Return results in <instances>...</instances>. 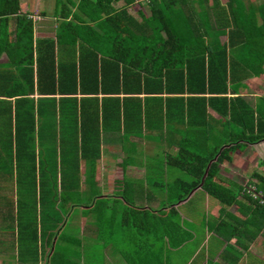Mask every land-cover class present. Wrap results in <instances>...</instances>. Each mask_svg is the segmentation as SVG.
<instances>
[{
    "label": "trees",
    "instance_id": "1",
    "mask_svg": "<svg viewBox=\"0 0 264 264\" xmlns=\"http://www.w3.org/2000/svg\"><path fill=\"white\" fill-rule=\"evenodd\" d=\"M20 2L0 0V54H7L9 64L34 63L38 89L70 94L71 115L69 139L64 137L68 143L57 145L63 155L59 176L35 175L29 162L34 150L27 143L14 151L16 173L6 170V158L0 159V187H16L17 201H22L20 195L32 199L37 188L42 203L38 216L35 209L25 220L17 218L20 245L32 247L35 258L39 242L43 264H83L88 255H81L78 227L70 225L80 213L94 220L96 237L127 264H157L162 253L191 238L192 229L181 222L176 204L191 199L196 187L221 203L215 227L219 238L255 233L264 239V206L259 202L264 174H251L255 180L247 184L253 190L219 175L221 164L231 161L234 152L264 140V95L251 103L242 93L247 79L264 71V0H55L56 43L50 38L35 44L33 20ZM134 3L139 5L135 14L129 11ZM62 44L69 49L63 77L61 67L66 65L57 52ZM28 80L17 83L32 87ZM131 90L157 103L160 118L164 113L168 121L184 124L177 151L166 162L186 171L188 179L177 177L163 187L162 205L137 204L134 189L99 191L95 96ZM77 92L87 95L77 97ZM23 98L17 97L16 104ZM136 106L135 120L141 121L143 113ZM143 112L148 119L150 108L144 106ZM11 154L5 156L12 165ZM80 159L87 167L83 174ZM82 181L86 187L80 186ZM3 193L0 199L12 203L13 194ZM231 205L237 213L228 211Z\"/></svg>",
    "mask_w": 264,
    "mask_h": 264
},
{
    "label": "crops",
    "instance_id": "2",
    "mask_svg": "<svg viewBox=\"0 0 264 264\" xmlns=\"http://www.w3.org/2000/svg\"><path fill=\"white\" fill-rule=\"evenodd\" d=\"M261 1L262 0H246V3L252 2L258 4ZM23 3V0H21V10L28 12V15L33 20V43L35 44V42L40 39L50 38H54L56 43L55 33L58 20L53 15L54 7L50 12L41 9L37 13L33 12L36 10L35 8L31 10L33 8L29 6L27 1ZM41 11H45V14L43 15ZM49 16L52 17L53 20L49 19ZM57 49V52H60L61 55V64L66 65V69L61 67V74L63 77L64 74L67 75L68 71L67 60L69 58V49L67 44L65 47L62 44L59 48L57 47ZM25 78L32 80H28L29 83L32 84V87L29 86L26 88L27 84L25 81H23L25 87H21L17 83ZM247 85L248 87L243 89L242 93L246 98H250L249 96H251L252 102L256 101L258 96L264 95V71L259 76L248 78ZM44 87L48 88L50 86ZM47 92V90L44 92L38 89L36 67L34 63L32 65H27V63L24 62L20 65L9 64L7 54L5 52L0 54V159H7L6 170L10 168V171L16 173L14 151H16L15 149L18 144L27 143L29 144V148L32 147L34 150V158L32 159L30 157L31 161L29 160V162H31L30 166H33L36 176L42 175L45 177H52L54 175L59 176L62 173L63 162L60 163V158L63 159V155L61 154L60 157L57 145L59 143H62V145L63 143H68L67 139L64 137L69 139L70 135V94L60 93L58 90H56L55 93ZM75 95L80 97L81 95L87 94L77 92ZM165 95L167 94L162 93L163 97H165ZM19 96L25 98L22 99L23 103L16 104L17 97ZM95 97H97L96 102L100 133V156L97 159L95 170V175L99 180V191L102 194H113V189L115 190L116 187H124L125 191L128 193L134 189L132 197L135 198L137 204H145L140 200V195L142 196L143 194L144 200L149 199L150 202L159 205L158 203L161 202L165 193V188H163L164 184L170 181L151 180L149 185L158 188V192H153L147 189V181L145 180L147 178L144 177H147L153 169L158 167L155 164V158L163 159L164 164L161 163L163 171L164 169H168V165L170 164L166 162L167 156L175 154L177 151V143L180 140V133L184 128V124L168 121L164 118V113L162 114V118H160L159 112L161 108H159V105L154 103L153 100L145 99V94L143 92L135 93L132 92V90L128 93L102 94L99 92ZM103 102H105L104 108ZM137 104H139L138 107L141 108L143 113V119L141 118V121L135 120L137 117ZM165 105L166 102L163 100V109ZM144 106L150 108V117L148 119L144 118ZM208 112L214 117L218 116L211 108H208ZM94 113L95 110L90 116H93ZM251 147H253V150H257L258 157H253L254 153ZM10 151L12 152V165L9 163V157L5 156V154ZM250 152H252L253 155ZM244 154H246L247 159L250 156L252 157V163L254 165L261 161L264 158V140L249 144L243 150L234 152L232 158L234 155H239L235 157L234 163H229V168L226 171L222 168L224 166L222 164L226 163L224 162L221 164L219 170L224 171L227 175L230 170L235 171L234 173L237 175H245V173H242L245 168H240L242 164H240L239 161L243 158L242 156ZM247 159L243 158L244 161ZM254 159L256 160L254 161ZM170 166L177 168L173 165ZM235 166H239V168H235ZM259 166L261 170L262 164H259ZM86 168L84 159H80L78 164L79 173L83 174ZM177 169L181 170L180 168ZM260 170H252V173L258 172L264 174L263 171L261 172ZM0 171L3 172L1 164ZM181 171L185 172L188 176L186 171ZM177 177L180 176H176L173 179ZM122 179H124V183H117V181ZM253 180H255L254 177L252 178V181ZM128 181H130V183H128ZM80 186L86 187L83 181L80 183ZM0 191L4 193H8L9 191L10 194H13L12 203L7 201L6 198L0 199V247H2V240H17V218L25 220L31 213H34L35 209L36 216H38L42 203L38 200L37 188L34 191V196L32 195V199L23 198L20 195L19 197L22 198V201H17L16 199L19 195L16 191V187H0ZM202 197L207 200L208 194L204 192ZM46 206H48V204H46ZM214 207L212 213L210 212L211 216H203L198 218V222L195 221V223H202V225L199 228H193L191 231L192 236L187 242L190 243L194 240L199 241L196 242L195 248H192L187 258L178 264H250V262H247L248 256L252 260H258L259 262L261 261L260 264H264V239L261 234L255 235V233H247L246 236H242L241 234L239 236L234 235L229 237L228 240H225L223 237L219 238L215 232V227L217 226L216 223L220 221V218L217 217L221 205L215 204ZM228 209L229 211L237 213L235 205L229 206ZM47 213L48 212H46V214ZM191 216L192 215H190V217ZM222 218L228 220L224 214ZM181 220L183 221L184 218L181 217ZM72 222L80 224L75 226V228L78 227V234L82 242L79 249L83 257L85 253L88 255L86 259H82L84 261L83 264H94L93 259L95 254L86 250L94 248V245L99 243H102L100 250H108V258L112 257L115 259V264H127L111 246H103L102 240L96 237V223L94 220L91 223V218L77 213L74 215ZM190 222L191 221L186 220L185 223L189 224ZM81 224H83V226L89 224V230L91 229L90 232H86L85 230L82 231L84 228L81 229ZM210 235L216 237V249H214L213 244H208L207 239ZM85 239H90L89 242H85L88 247L83 243ZM10 245V250L6 248L0 249V264H4L3 258L12 259L11 255L14 254V244L11 243ZM233 246L237 247L239 255L234 254L231 256L228 254V250ZM18 248L23 249L24 247L18 243ZM31 248L32 247L28 246L27 248L25 246V250L24 252L22 251V254L27 255L25 252L27 253ZM210 248L218 254V257L216 256L215 259L209 257L210 253H212ZM171 252L172 249L169 250L168 253H162V255L156 259L157 264H176L172 262L170 258ZM174 252L176 255V250ZM42 254L43 252L39 249V254L34 259L32 258V262L30 261V256L28 259L23 257L22 264H43V261L41 263V260H43ZM108 258H105L102 264H112ZM17 263L21 264L20 261L12 262V264Z\"/></svg>",
    "mask_w": 264,
    "mask_h": 264
},
{
    "label": "rangeland",
    "instance_id": "3",
    "mask_svg": "<svg viewBox=\"0 0 264 264\" xmlns=\"http://www.w3.org/2000/svg\"><path fill=\"white\" fill-rule=\"evenodd\" d=\"M25 1H27L29 6L33 8L31 10H34V8H35L36 10H34L33 12H37V13L41 9L45 10L46 12H48V11L50 12L51 9H53V7L55 5V0H23L24 3H25ZM64 1H66V0H64ZM138 6L139 5L137 3H134L133 5H131L132 8H130L129 11L135 14V10L138 9ZM143 10L145 12H147V7L144 6ZM49 19L53 20L52 17H50V16H49ZM249 97L250 98L247 97V99L250 102H252L251 96H249ZM252 148L253 147H251V150L254 153L253 157H255V158L258 157L257 156L258 155L257 154L258 153L257 150L256 149L253 150ZM252 152H250V153L253 155ZM237 156H239V155H237ZM237 156L234 155V157L232 158L233 161L231 160V162H226V163L222 164V165H224L222 167L223 170L227 171V169L229 168V163L233 164L234 161H235V157H237ZM242 157L247 159L246 154H244ZM243 158L241 160H239V161H240V164H242L240 168L241 169L245 168V169H243V172H242V173H245V175H243V176L237 175V174L234 173L235 171H231V170H230V172H228V175L225 174L224 171L219 170V175L223 179L228 180V181H230L232 183L233 182H237V183H239V184H241L243 186L247 185V187H252L253 184L252 183L247 184V180L248 179L252 180L250 178V174L252 173V170H257V171L260 170V166H259L260 161L257 162L254 165L252 163V157L251 156L246 161H244ZM255 160L256 159H254V161ZM154 161H155V164L158 167L153 169V171H151L147 175V177H144V178H147V179H145L147 181L146 187H147V189L149 191L158 192V188L157 187H152L151 185H149V182L151 180H157V181L169 180L170 182L164 184V187H167L168 184L171 183L174 180L173 178L176 177V176H180V178H183V179H188V176H187V174L185 172H183V171H181V170H179L177 168H174V167H172L170 165H168V169L167 170L164 169V171H163V168H162L163 166L161 165V163L164 164L163 159L161 160V159H156L155 158ZM235 168H239V166H235ZM261 168L262 169L260 171L261 172L263 171V173H264V165H262ZM240 173H241V171H240ZM149 186H150V188H149ZM145 192H146V190H145ZM203 193H204V191L200 187H196V188H194L191 191V194H190L191 199H189V200L187 199L184 202H179V203L176 204V208L179 211L178 213L180 214V217L184 218V220L183 221L181 220V221L184 222V224H187V223H185L186 220L191 221L187 225L192 230H193V228L196 229V228H199L202 225V223H195V221L198 222L197 221L198 218L203 217V216H207V217L211 216L212 210H213V208H215L214 207L215 204L216 205H221L220 202L216 201L210 195H208V197H207L208 199L205 200L202 197ZM140 194H142V193H140ZM163 198H164V195H163ZM163 198H162L161 202L158 203L159 205H162ZM140 200H142L143 203H145V205L157 206L156 205L157 203L150 202L149 199L148 200H144L143 199V194H142V196L140 195ZM228 211H229V209H228ZM190 215H192V216L190 217ZM224 216L226 217L225 214H224ZM70 225H73L72 226V229H73L74 226H78L80 224H78V223L75 224L74 222H71ZM89 227H90L89 224H85L84 226H83V224H81V229L84 228V229H82V231L85 230L86 232L87 231L90 232L91 229L89 230ZM201 236H203V235H201ZM207 240H208V244H213L214 249L217 248V246L215 245L216 237L210 235ZM89 241H90V239H88V240L85 239L83 241V243L86 244L85 242H89ZM198 241L199 240H196V241L194 240V241L188 243L187 240H186L183 243L184 245L182 244L183 246L179 245L177 247L172 248V252L170 254V258L172 259V262H175L176 264H178V263L182 262L183 260H185V258H187V256L189 255L190 251L192 250V248H195L196 242H198ZM11 243L14 244V254L11 255L12 259L3 258L4 259V264H12L13 261H15V262L16 261H20V263L22 264V258L25 257L26 259H28L29 256L31 257L30 261L32 262V258L34 259V257H32V256L34 254L31 251H28L27 253L25 252V254H27V255H23L22 251L24 252L25 249L24 248L23 249L22 248H18V243H19L18 240H13V241H9V239L2 240V242H1L2 247H0V249L6 248L7 250H10L11 249V245H10ZM101 244L102 243L96 244V245H94V248L86 250V251H91L93 254H95L94 264H102V262L105 260V258L107 259L108 256H109L108 253H107L108 250H106V251H104L103 249H102V251L100 250L101 249ZM86 246H87V244H86ZM39 248H40V245H39V242H38L37 254L39 252ZM175 250H176V255H175V252H174ZM210 250H211V248H210ZM228 254L231 255V256L234 255V254H238L239 255V251H238L237 247L233 246L230 250H228ZM42 256H43V259H45L44 254ZM216 256L218 257V254L215 251H212V253H210V255H209L210 258L213 257L214 259L216 258ZM108 260L112 264H115L114 263L115 259H113L112 257L108 258ZM263 260H264V258H263ZM42 261L43 260H41V263H42ZM247 262H250V264H260L261 263V261L259 262L258 260H252L249 256L247 257ZM17 264H19V263H17Z\"/></svg>",
    "mask_w": 264,
    "mask_h": 264
},
{
    "label": "built area",
    "instance_id": "4",
    "mask_svg": "<svg viewBox=\"0 0 264 264\" xmlns=\"http://www.w3.org/2000/svg\"><path fill=\"white\" fill-rule=\"evenodd\" d=\"M253 188H254V186L249 187V189H251V190H253ZM250 192H252V196H253V197L258 196V193H259V192H258V193H255L254 191H250ZM259 197H261V196H259ZM259 202H260L261 204H263V206H264V198L261 197V198L259 199Z\"/></svg>",
    "mask_w": 264,
    "mask_h": 264
}]
</instances>
